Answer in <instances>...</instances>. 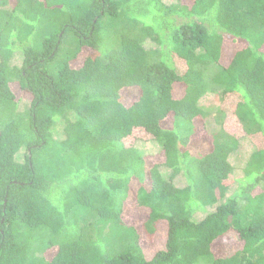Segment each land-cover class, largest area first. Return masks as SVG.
<instances>
[{"label": "trees", "instance_id": "16d2710c", "mask_svg": "<svg viewBox=\"0 0 264 264\" xmlns=\"http://www.w3.org/2000/svg\"><path fill=\"white\" fill-rule=\"evenodd\" d=\"M0 264H264V0H0Z\"/></svg>", "mask_w": 264, "mask_h": 264}, {"label": "rangeland", "instance_id": "374dc122", "mask_svg": "<svg viewBox=\"0 0 264 264\" xmlns=\"http://www.w3.org/2000/svg\"><path fill=\"white\" fill-rule=\"evenodd\" d=\"M21 55L20 54H15V56L12 59V64L14 65H20L21 64ZM215 69V67L213 68ZM15 92L18 96V98H20V107L22 110H25L27 108V106L29 105V101L26 100L23 96L21 91L15 87ZM200 104L201 106H203L204 108L208 109L209 111H211V115L208 118V127L209 129L215 130L217 128V124L215 122V112L218 109V107L221 105V94L220 91L218 89H215L213 91H211L210 93H208L207 95H205L201 100H200ZM65 122L66 119L62 118L59 119L57 121V123L55 124V126L53 127V135L55 138L57 139H62L64 137V126H65ZM136 148L139 150V152H141L142 154H155L160 150V146L155 142V141H138L136 142ZM196 147L199 148H203L206 147L207 145L204 143H196L195 144ZM254 151V145L248 140H243L240 148L234 152L231 157H230V161L234 166V177H235V182L233 184V186L230 188L229 192L227 193V196H235L237 194L238 191V187L241 183V181H243L244 179V167L247 164V161L249 160L252 152ZM163 173L167 176L169 175V170L168 169H163L162 170ZM174 183L178 186H184L186 185V179L183 175H179L178 177H176L174 179ZM215 209L214 207H208L205 208L203 211L195 214L194 219L196 220H200L202 219L208 212L212 211ZM164 236L163 235H159V240L160 241ZM153 242L154 245H152L151 243ZM150 244L152 246H150ZM157 241H153V240H149L148 241V252L152 251L153 247L158 248V244ZM224 246H228L227 243H224L221 247V249H224Z\"/></svg>", "mask_w": 264, "mask_h": 264}]
</instances>
